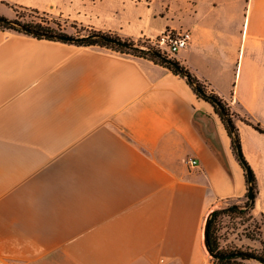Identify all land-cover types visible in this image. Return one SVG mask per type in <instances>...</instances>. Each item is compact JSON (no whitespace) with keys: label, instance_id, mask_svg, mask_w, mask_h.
<instances>
[{"label":"crops","instance_id":"obj_1","mask_svg":"<svg viewBox=\"0 0 264 264\" xmlns=\"http://www.w3.org/2000/svg\"><path fill=\"white\" fill-rule=\"evenodd\" d=\"M6 1L48 12L62 0ZM183 12L193 41L174 59L229 107L257 180L249 215L264 220V134L244 121L264 127V0ZM233 143L170 69L0 26V264H213L207 217L248 200Z\"/></svg>","mask_w":264,"mask_h":264},{"label":"rangeland","instance_id":"obj_2","mask_svg":"<svg viewBox=\"0 0 264 264\" xmlns=\"http://www.w3.org/2000/svg\"><path fill=\"white\" fill-rule=\"evenodd\" d=\"M36 10L7 5L4 0H0V16L12 21L32 26L40 24L53 29L55 33L76 37L92 34L110 36L140 48L153 49L156 53L163 54L173 60H175V56L169 57L164 54L157 47V41L168 32H191L184 28V0H62L57 10L48 12ZM172 22L179 23L180 28L169 27V23ZM127 25L133 28L132 34L115 29ZM138 28H144L147 31L144 35H138ZM96 46L135 57L131 53L133 51L129 49L121 52L117 47ZM203 89L212 94L207 86ZM217 115L220 117L218 113ZM231 119L234 123L233 115ZM223 123L227 127L226 121ZM214 237L218 251L227 253L237 250L262 252L264 250V220H253L249 211L240 216L237 214L221 215L214 224ZM244 237L247 240L244 241ZM255 239L259 240L260 244L253 243L252 241ZM242 264L254 263L245 261Z\"/></svg>","mask_w":264,"mask_h":264},{"label":"water","instance_id":"obj_3","mask_svg":"<svg viewBox=\"0 0 264 264\" xmlns=\"http://www.w3.org/2000/svg\"><path fill=\"white\" fill-rule=\"evenodd\" d=\"M0 24L12 26V28H16V30H21V31L26 32V33L33 35V36H40L43 38H49L52 40H57V41L66 42V43L77 44V43L84 41L87 38H91V39H99V40L104 41L106 43L114 44L116 46H120V47L129 49V50H132V51H136V50L145 51L144 48H140V47L132 45L128 42H125V41H122V40H119V39H116V38H113L110 36L100 35V34H92L89 36L76 37V36H70V35L61 34V33H48V32H44V31H41V30H38L35 28L28 27L24 24H19L15 21H12V20H10L6 17H2V16H0ZM155 55L160 60H164V61L168 62L171 66H173L176 70H178V72L181 75H183L186 78V80L195 88V90L198 92V94L204 98L203 99L204 101L208 102L214 109H215V106L217 108H219V110L221 111L222 115L224 116V118L226 120L227 126L229 127L230 131L233 134V142L235 143L238 157L243 162L241 145L239 142L238 135L236 133L235 124L233 123L231 116H229L228 113L225 111L222 103L213 94L208 93L206 90H204L202 87H200L193 80L191 75H189L187 73V71L181 67L179 62H177L173 59H170V58H168V57H166L160 53H155ZM209 101L212 103H210ZM215 112H216V109H215ZM196 117L198 119H201V118L204 119L205 122L208 124V126L212 129L211 132L214 133V122L210 117L203 115L201 113H198ZM243 164H244V167H245V170L247 173V179H248V196H247V198L249 201L254 202L255 201V193H254V188L252 186V173H251L249 167L245 163H243ZM229 208L237 209L239 207L237 205H231V206H229ZM213 212L209 214V216L207 217L206 222H205L204 246H205V249L207 250L209 256L213 260L219 261V260L227 259L228 257H231L233 255L232 254H221L220 252L214 251L211 247L209 231H210V222H211Z\"/></svg>","mask_w":264,"mask_h":264},{"label":"trees","instance_id":"obj_4","mask_svg":"<svg viewBox=\"0 0 264 264\" xmlns=\"http://www.w3.org/2000/svg\"><path fill=\"white\" fill-rule=\"evenodd\" d=\"M5 3H7V5H12L10 4L9 2H7L6 0H4ZM12 6H15V7H18L16 5H12ZM21 7V6H20ZM24 9H28L26 7H22ZM37 11V10H36ZM17 23L19 24H24L28 27H31V28H35V29H38V30H41V31H44V32H48V33H55V31L51 28H46V27H43L41 26L40 24H36L35 26H32L30 24H25V23H21L19 21H16ZM1 27L3 28H6V29H11V30H15V31H18V32H21V33H24L26 35H29V36H33V35H30L26 32H23L21 30H16V28H12L10 26H7V25H3V24H0ZM33 37H36V38H40V39H48V40H52V39H49V38H43V37H40V36H33ZM75 45H78V46H84V47H92V46H101V47H108V48H112V47H117L119 49V51L121 52H124L126 50V48H123V47H120V46H116L114 44H110V43H106L104 41H101V40H95V39H91V38H87L85 39L84 41L80 42V43H77ZM134 45V44H132ZM133 55H135V57H139V58H148L158 64H160L161 66H164L165 68H168L170 69L173 73L177 74V75H180L182 78H184L183 75H181L178 70H176L173 66H171L168 62L164 61V60H160L156 55H155V51L153 49H145V51H140V50H136V51H133L131 52ZM180 64V63H179ZM181 67L187 71V73L189 75H191V77L193 78V80L202 88L206 87L204 85L203 82H201L195 75H193L189 69H187L185 66L181 65ZM187 83L193 88V90L195 91V93L198 95L199 98L201 99H204L202 96H200L198 94V92L195 90V88L187 81ZM223 105L225 111L228 113L229 116H231V112H230V109L229 107L227 106L226 102H224L219 96L213 94ZM210 102V101H209ZM212 103V102H210ZM215 109L217 111V113L220 115V117L222 118L223 121H226L224 116L222 115L221 111L219 110V108H217L215 106ZM246 124L250 125L251 127H253L255 130H257L258 132L264 134V127L260 124V123H257L255 122L253 119L251 118H247L244 120ZM227 129L229 130L231 136H232V132L230 131L229 127L227 126ZM236 129V133H237V128L235 127ZM234 145V149L236 151V146H235V143H233ZM241 163H245L247 166V162L244 160L243 158V162L241 160ZM243 167H244V164H243ZM249 167V166H248ZM251 173H252V186L254 188V193H255V197H256V194H257V191H258V188H257V180H256V177H255V174L253 172V170L249 167ZM255 202V201H254ZM254 202L252 201H249L247 200L245 202V204L242 205H237L239 208L237 209H232V208H226V209H221V210H216L213 212V215H212V218H211V222H210V231H209V236H210V244H211V247L214 251L216 252H220L221 254H232L233 256L231 257H228L227 259H224V260H219L218 263L219 264H242L243 262L245 261H257V262H260L261 264H264V250L262 252H243L241 250H237L235 252H230V253H227V252H224V251H218V248H217V245H216V242H215V237H214V224H215V221L216 219L221 216V215H226V214H237V215H243L245 212L247 211H250L253 209L254 207Z\"/></svg>","mask_w":264,"mask_h":264},{"label":"built area","instance_id":"obj_5","mask_svg":"<svg viewBox=\"0 0 264 264\" xmlns=\"http://www.w3.org/2000/svg\"><path fill=\"white\" fill-rule=\"evenodd\" d=\"M193 40V35L189 31L183 32H168L157 41V47L167 56L174 57L180 51L187 49ZM111 53L124 55L120 52L107 49ZM195 164V162H193ZM213 264H219L218 261H213Z\"/></svg>","mask_w":264,"mask_h":264},{"label":"bare ground","instance_id":"obj_6","mask_svg":"<svg viewBox=\"0 0 264 264\" xmlns=\"http://www.w3.org/2000/svg\"><path fill=\"white\" fill-rule=\"evenodd\" d=\"M224 141L227 143V139H226L225 135H224Z\"/></svg>","mask_w":264,"mask_h":264}]
</instances>
